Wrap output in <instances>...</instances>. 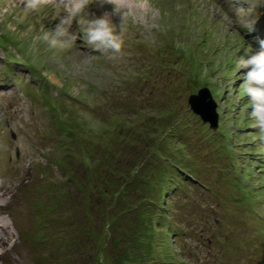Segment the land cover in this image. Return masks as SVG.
<instances>
[{
    "label": "rangeland",
    "instance_id": "1",
    "mask_svg": "<svg viewBox=\"0 0 264 264\" xmlns=\"http://www.w3.org/2000/svg\"><path fill=\"white\" fill-rule=\"evenodd\" d=\"M151 2L119 53L87 45L75 23L77 42L49 49L37 38L55 27L51 8L23 17L18 6L0 21V264H54L68 238L69 247L86 241L76 224L49 227L63 211L37 204L65 177L87 187L97 173L130 183L121 217L104 220V245L121 240L117 256L264 264V143L253 140L239 86L247 70L235 67L247 49L260 50L264 0ZM202 89L216 104L215 129L188 103ZM105 197L99 210L113 203ZM134 199L142 211H127Z\"/></svg>",
    "mask_w": 264,
    "mask_h": 264
},
{
    "label": "clouds",
    "instance_id": "2",
    "mask_svg": "<svg viewBox=\"0 0 264 264\" xmlns=\"http://www.w3.org/2000/svg\"><path fill=\"white\" fill-rule=\"evenodd\" d=\"M18 6L22 8L23 17L41 13L45 8L56 10L55 27L50 31L41 30L42 34L37 38L49 49L71 48L80 38L73 31L75 23L84 25L82 33L87 45L112 53L121 52L129 22L146 23V18L153 12L151 0H0V21ZM259 45V51L247 49L235 67L237 72L247 70L239 86L251 108L248 112L250 127L256 130L253 140L264 143V39Z\"/></svg>",
    "mask_w": 264,
    "mask_h": 264
},
{
    "label": "trees",
    "instance_id": "3",
    "mask_svg": "<svg viewBox=\"0 0 264 264\" xmlns=\"http://www.w3.org/2000/svg\"><path fill=\"white\" fill-rule=\"evenodd\" d=\"M78 122L82 123L83 119L78 120ZM84 122L86 123V121ZM128 167V164L124 165L123 163H121L118 165V169H127ZM86 171L88 172L87 169ZM75 178L76 177L67 176L62 179L60 183H55L57 185L55 186V188L58 189L55 190L56 192L53 191V196L50 197L49 201H45V204L43 201H38L37 205L41 206V208H44V211H46L47 209H49V211H52L53 207L54 209L59 208V211H63L62 215L64 216L56 217V220H54L53 223L49 224V227H55V225L64 221L67 222L68 225L76 224L75 228L72 227L73 230H81L83 234L80 237L86 241L81 242V240L77 239L69 247L70 242L68 238V248L64 249L62 245H60L59 250L57 249L61 254L60 258H55V260L53 258L50 260V256L48 255H46V258H49L48 260H50L54 264H108L110 263V260L114 259V256H117L116 251L121 245V240L119 241V243L116 242L114 248L110 244H108V246L104 245L103 237L107 236V233L105 235V232L103 231L104 225L107 224V222L104 220H108L109 218L110 222L112 223L114 221L113 217L115 215L121 217V214H119V212L123 207L127 205L125 202H129L133 198V196L131 195V190L129 189L130 183L118 176H114L113 179L112 177L109 178L112 181L103 180V178L97 173L96 175H94V177H92V179H90V183H88V186L83 187L80 182L77 183ZM67 185H69L68 188H63ZM101 190L103 192H100ZM75 192L77 193V195H74ZM106 195L111 196V198L113 199V203L112 205H110L111 207L106 208L107 210H99L97 206L100 202H104L107 199L105 197ZM95 201L96 203L94 206L92 205V202ZM132 202H136L138 205H135L133 209L127 211H132V213H134L140 211L141 209L143 210L144 206L140 202H137L135 199L132 200ZM64 203L66 205H64ZM152 210L153 213H158V217L163 218L165 216V213L160 209L154 210L152 208ZM94 213L97 214L95 215ZM92 215H95L96 218H94ZM152 218L153 220L155 219L154 217ZM115 225L117 226L116 223ZM112 229L113 224L110 225L109 231H111ZM47 232L48 231H46V233ZM49 232L52 235L53 231ZM46 233L44 232L43 234ZM48 237L49 234H47V238ZM47 238L45 240H47ZM108 251H110L109 257ZM51 254L56 257L55 253ZM117 258L118 259L113 264H132L131 261H128L127 255L123 257L117 256Z\"/></svg>",
    "mask_w": 264,
    "mask_h": 264
},
{
    "label": "water",
    "instance_id": "4",
    "mask_svg": "<svg viewBox=\"0 0 264 264\" xmlns=\"http://www.w3.org/2000/svg\"><path fill=\"white\" fill-rule=\"evenodd\" d=\"M188 103L192 111L199 115L202 121L209 123L212 129L217 127L218 114L216 112V104L206 89L200 90L198 94L191 95Z\"/></svg>",
    "mask_w": 264,
    "mask_h": 264
}]
</instances>
